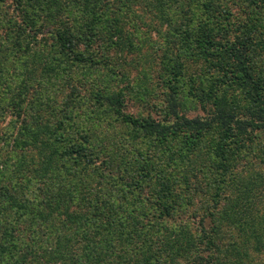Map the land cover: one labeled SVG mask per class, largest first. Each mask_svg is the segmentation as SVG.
Here are the masks:
<instances>
[{
  "label": "trees",
  "instance_id": "obj_1",
  "mask_svg": "<svg viewBox=\"0 0 264 264\" xmlns=\"http://www.w3.org/2000/svg\"><path fill=\"white\" fill-rule=\"evenodd\" d=\"M143 26L165 30L160 118L88 84ZM9 110L0 264H264V0H0ZM113 116L127 132H92Z\"/></svg>",
  "mask_w": 264,
  "mask_h": 264
},
{
  "label": "rangeland",
  "instance_id": "obj_2",
  "mask_svg": "<svg viewBox=\"0 0 264 264\" xmlns=\"http://www.w3.org/2000/svg\"><path fill=\"white\" fill-rule=\"evenodd\" d=\"M141 29L142 32L139 35L141 38H138L137 36L135 39L137 40V44L140 45L139 48L138 46L135 48L127 47L124 51L112 48L110 51L98 55L102 57L107 56V53H109L114 63L111 64L110 67H113V69L110 70V68L102 66V68L99 69L100 71L96 74L88 75V84L92 82V80H96L98 85L99 83H103L102 80H106L110 83V85L109 83L107 85L111 89H123L125 91L127 97L126 107L129 113L142 116L151 115L160 118L163 117L165 107L169 105V89L166 88V84L161 78V54L166 45L162 33L165 30H151L145 26ZM148 37L150 40L147 39ZM187 81H189V77L187 80L185 78L186 87L183 84V80L180 81L178 85V90L180 91L178 97L187 100L186 108L182 109L179 107V109L189 116L202 115L204 114V110L197 106L199 102H196L188 95L187 91L190 87L187 85ZM142 87H146V89H143ZM94 88L96 89L95 86ZM138 88L139 91H144V96L136 94L135 91L138 90ZM53 95L56 96L57 99H61L62 92L61 90H56ZM35 98L36 96L34 99ZM179 98L178 103H181ZM83 112H87V110L84 109ZM115 118L116 117L113 116L111 118L96 120L95 124H90L89 126H92V132H94V134H98V136L102 137H105V135L113 136L118 132H127V126L115 122ZM11 119L12 112L9 110L4 117H0V127H5ZM85 124L88 125L89 123ZM0 135H2V133Z\"/></svg>",
  "mask_w": 264,
  "mask_h": 264
}]
</instances>
